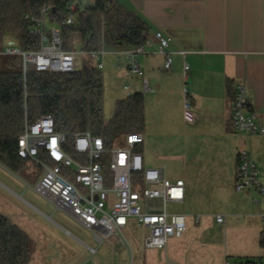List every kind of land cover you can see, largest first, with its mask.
Returning <instances> with one entry per match:
<instances>
[{
  "label": "crops",
  "instance_id": "crops-1",
  "mask_svg": "<svg viewBox=\"0 0 264 264\" xmlns=\"http://www.w3.org/2000/svg\"><path fill=\"white\" fill-rule=\"evenodd\" d=\"M117 2L149 25L147 38L151 46L146 54L140 56L144 77L127 76L126 61L119 55V52L135 47L118 45L112 40L106 41L103 47V70L108 64V67L122 71L125 78L131 79L132 91L142 92L145 96L147 131L141 147L145 164L164 168L169 178L184 181V200L174 204L180 206L181 210L174 212L186 216L187 229L196 226L202 218L214 216L226 238L235 225H249L257 219L259 225L256 231L261 244L264 197L256 191L238 192L235 184L238 152L247 150L258 166L260 181L264 186V134L232 130V104L228 103L226 87L229 82L245 84L254 110L264 123V0ZM74 8L81 11L75 5ZM157 31L171 38L167 52L172 58V65L168 71L165 70L166 57L159 53V44L155 39ZM107 43L111 44L108 50ZM105 57L108 58L107 62ZM144 78L151 88L146 92L142 86ZM185 90L188 91L187 96ZM186 98L201 117L194 126L187 125L183 120ZM177 120L186 125L188 131L179 130L175 123ZM149 132H155L157 136L167 132L179 137L180 145L187 152L193 150L188 155L195 153V157L185 161L181 157L165 160L157 156L155 146L162 140L159 138L153 142ZM169 169H173L171 174ZM33 175L30 167L24 175H19L0 163V190L57 224L52 216H47L41 208L24 198L30 186L23 178L28 180ZM34 176L38 179V174ZM30 190L37 194L32 188ZM2 198L0 213L10 218L34 241L36 250L30 264H37L38 247L33 235L37 232L38 224L34 226L36 221L26 207L5 205ZM217 215L224 217L223 223L216 221ZM113 246L126 247L124 244ZM88 248L92 252L93 248ZM230 251L228 248V252H225L223 264L227 258H231ZM188 258L185 236L181 240H172L166 255L165 252L146 251V264H187ZM89 262L86 258L77 264Z\"/></svg>",
  "mask_w": 264,
  "mask_h": 264
},
{
  "label": "built area",
  "instance_id": "built-area-1",
  "mask_svg": "<svg viewBox=\"0 0 264 264\" xmlns=\"http://www.w3.org/2000/svg\"><path fill=\"white\" fill-rule=\"evenodd\" d=\"M69 13L64 24L75 22L73 0H69ZM49 7L38 15H27L30 32L39 37V47L23 51L19 41L8 40L0 55H19L23 60L24 73L30 65L39 72L72 73L76 71L77 57L95 61L97 70L104 69V51H85L82 47L66 51L61 30L53 26L47 30ZM159 53L165 55V70H170L172 58L167 52L171 38L162 31L155 33ZM105 42V38H104ZM151 42L133 50H124L119 55L126 61V75L144 77L140 56L147 53ZM181 54H183L181 52ZM187 68V67H185ZM144 92L151 90L143 79ZM127 97L135 94L130 86H124ZM188 91L185 90V96ZM201 119L193 106L185 99L183 120L194 126ZM232 127L235 132L253 135L264 134V123L254 110V104L245 84L236 85L232 103ZM144 135L130 132L116 138L110 145L90 131L76 133L58 132L52 116L40 117L33 123L27 120L24 132L18 138V157L35 166L39 172L32 190L49 200L56 210L73 217L82 227L92 232L95 238L115 244H127L123 231L131 222L146 231L144 247L147 251L167 252L172 240H181L187 230L185 215L169 210L170 205L180 203L185 197V183L171 179L164 168L145 164L141 147ZM238 192L256 191L264 197L260 171L247 150H240L237 157L236 184ZM197 221L199 217L196 218ZM264 224V211L261 214ZM224 222L222 215L216 216ZM262 258L264 259V227L262 230ZM92 253L95 250L92 249ZM259 261H241L227 258L225 264H259Z\"/></svg>",
  "mask_w": 264,
  "mask_h": 264
},
{
  "label": "trees",
  "instance_id": "trees-1",
  "mask_svg": "<svg viewBox=\"0 0 264 264\" xmlns=\"http://www.w3.org/2000/svg\"><path fill=\"white\" fill-rule=\"evenodd\" d=\"M69 5V0H0V51L6 36H17L23 51L37 49L39 37L30 32L31 23L25 17L38 15L46 7L50 8L49 23L61 30L66 51L77 47L99 51L109 40L138 47L147 39L148 23L117 0H96L93 6L75 10L71 25L64 24ZM0 58L5 66L0 71V163L14 173L24 175L30 167L17 155L18 138L26 120L33 123L50 115L58 132L90 131L108 145L123 134L146 131V100L142 92L119 99L113 116L105 119L103 74L94 64L85 63L72 73L39 72L30 65L24 73L21 56ZM235 87L234 82L227 84L228 103L234 101ZM35 250L31 237L0 213V264H30Z\"/></svg>",
  "mask_w": 264,
  "mask_h": 264
},
{
  "label": "rangeland",
  "instance_id": "rangeland-1",
  "mask_svg": "<svg viewBox=\"0 0 264 264\" xmlns=\"http://www.w3.org/2000/svg\"><path fill=\"white\" fill-rule=\"evenodd\" d=\"M95 2L96 0H73V5L82 11L93 6ZM52 27L53 25L48 22L47 30ZM10 39L16 40L19 45L17 36H6L1 46L6 47ZM110 45V43L106 44L107 50ZM104 60L107 62L108 58L105 57ZM85 63L94 64L95 61L88 57H77L76 69H82ZM107 65L105 70H102V74L104 80V114L105 119L109 120L113 116L116 102L127 95L124 86H130L131 79L125 78L122 71L118 72L112 69V66L110 68ZM4 68L3 59L0 58V71ZM175 123L179 130L188 131L187 126L181 121L177 120ZM146 131L143 133L144 136ZM149 133V138L153 142L159 138L162 140L155 146L157 156L165 160L181 157V160L185 161L195 157V153L188 155L193 150L187 152L183 145H180L179 137L167 132H163L161 136L155 135V132ZM169 170L171 174L173 169ZM30 172L37 175L39 170L37 167L31 166ZM34 175L28 180L23 178L30 188L34 187L37 182ZM28 190L24 193V198L41 208L47 216H52L53 221H56L57 224L37 214L15 197L5 195L1 190L0 199L3 196L5 205H14L16 208L22 205L28 209L29 213H32V219L36 221L34 226L38 224L37 232L33 235L38 247L37 264H77L86 258L90 261L89 264H146L147 250L144 247L146 231L143 227H138L135 222H131L128 228L123 231L122 238L127 241L126 247L113 246L107 240L99 242L92 232L82 227L73 217L63 211L56 210L55 206L43 197ZM169 210L180 212L181 209L180 206L170 205ZM214 219V216L202 218L200 223L192 228L189 227L184 233L189 250L187 264H223V256L225 252H228V248L231 249V258L241 261L256 260L260 262L259 264H264L263 250L256 231L259 225L257 219L252 223L250 222L249 225H235L226 238H224L223 228L216 224ZM89 246L96 249L97 252L92 254Z\"/></svg>",
  "mask_w": 264,
  "mask_h": 264
}]
</instances>
